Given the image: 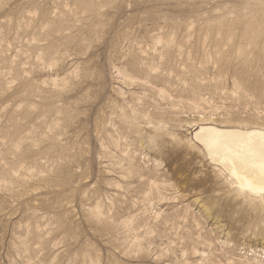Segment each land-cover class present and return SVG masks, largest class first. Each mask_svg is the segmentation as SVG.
Masks as SVG:
<instances>
[{"label": "rangeland", "instance_id": "rangeland-1", "mask_svg": "<svg viewBox=\"0 0 264 264\" xmlns=\"http://www.w3.org/2000/svg\"><path fill=\"white\" fill-rule=\"evenodd\" d=\"M200 125L264 130V0H0V264H264Z\"/></svg>", "mask_w": 264, "mask_h": 264}, {"label": "bare ground", "instance_id": "bare-ground-1", "mask_svg": "<svg viewBox=\"0 0 264 264\" xmlns=\"http://www.w3.org/2000/svg\"><path fill=\"white\" fill-rule=\"evenodd\" d=\"M211 162L234 179L240 191L264 195V130L200 125L193 134ZM198 144V143H197Z\"/></svg>", "mask_w": 264, "mask_h": 264}]
</instances>
